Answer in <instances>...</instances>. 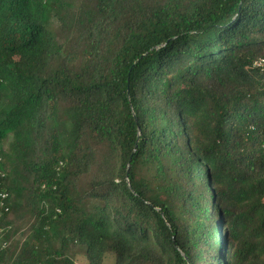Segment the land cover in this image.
Listing matches in <instances>:
<instances>
[{"label":"trees","instance_id":"1","mask_svg":"<svg viewBox=\"0 0 264 264\" xmlns=\"http://www.w3.org/2000/svg\"><path fill=\"white\" fill-rule=\"evenodd\" d=\"M264 0H0V264H264Z\"/></svg>","mask_w":264,"mask_h":264},{"label":"rangeland","instance_id":"2","mask_svg":"<svg viewBox=\"0 0 264 264\" xmlns=\"http://www.w3.org/2000/svg\"><path fill=\"white\" fill-rule=\"evenodd\" d=\"M78 253L75 256V264H87L86 262V258L84 255V247H81L80 249H78ZM102 264H114V255L111 252H108L105 254L104 259H103V263Z\"/></svg>","mask_w":264,"mask_h":264},{"label":"built area","instance_id":"3","mask_svg":"<svg viewBox=\"0 0 264 264\" xmlns=\"http://www.w3.org/2000/svg\"><path fill=\"white\" fill-rule=\"evenodd\" d=\"M254 67H259L264 69V59H259L253 64ZM7 194L4 192H0V216L3 215V213L9 212V207L6 205L5 201L7 199ZM6 243L0 244V248H4Z\"/></svg>","mask_w":264,"mask_h":264}]
</instances>
